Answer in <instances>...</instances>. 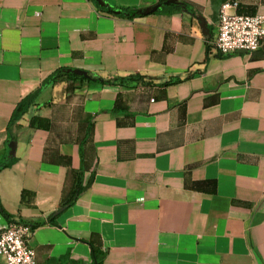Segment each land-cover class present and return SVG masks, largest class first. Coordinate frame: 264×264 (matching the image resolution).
<instances>
[{
    "label": "crops",
    "instance_id": "crops-1",
    "mask_svg": "<svg viewBox=\"0 0 264 264\" xmlns=\"http://www.w3.org/2000/svg\"><path fill=\"white\" fill-rule=\"evenodd\" d=\"M184 1L128 19L90 0H0V162L14 109L57 69L152 80L46 88L12 128L17 160L0 171L11 217L0 210V226L45 222L30 240L37 264H92L90 242L103 264H264V39L252 53L221 55L227 0ZM229 1L239 14H264V0ZM35 115L51 128H28ZM57 156L83 166L86 189L51 224L71 183ZM208 181L214 193L186 188Z\"/></svg>",
    "mask_w": 264,
    "mask_h": 264
},
{
    "label": "trees",
    "instance_id": "trees-1",
    "mask_svg": "<svg viewBox=\"0 0 264 264\" xmlns=\"http://www.w3.org/2000/svg\"><path fill=\"white\" fill-rule=\"evenodd\" d=\"M92 1L96 7L103 12L116 15L118 17H124L128 19H134L138 17H144L146 15H149L147 12V9L152 8L151 7H140V8H116L113 9L109 6H101L98 2V0H90ZM168 0H160V3L162 4L163 8H172L174 10H180L181 8H187V3L182 0L181 3L177 4H169L164 5L165 2ZM115 11H119V14H116ZM158 13V12H157ZM72 69L69 68H59L56 71H54L52 74H50L41 84V86L33 91L31 94L23 98L16 108L13 111V114L11 116V119L8 124V132L9 134V140L8 144L15 140L16 137L11 134V130L13 127L21 125V122L25 119V116L30 113L32 109L38 110L41 105L38 103V98L41 94V92L46 88H54L59 84H68L67 91L73 90V84L75 83H90L95 82L102 85H110V86H129L132 84H151L152 80L148 79L147 77L141 75V74H132L128 76H116L110 79H104L102 77H96L92 75L91 73H88L89 77H83L74 74ZM28 128L32 130H49L51 128V122L48 119L42 118L40 116H31L28 122ZM89 131H87V134ZM86 138L82 139L80 142V150L81 146L85 143ZM10 149L7 147L6 151L4 152L3 158L0 162V171L3 169L9 168L12 165L15 164L17 158L11 157L9 155ZM82 157H83V152ZM54 162L64 165L65 167H68V180L70 179L71 183L66 186L64 189V195L60 204V208L51 214L48 217V222L51 224H55L56 217L73 206L76 201L78 200L79 196L83 193V191L86 189V187L83 186V178H84V168L83 166L79 170H73L71 169V161L68 157L63 156H57L53 160ZM186 188L191 190H197V191H203V192H215V183L208 181V182H198L193 184H186ZM29 192L24 191L22 193V204L26 202L27 196L29 195ZM0 210L4 214L6 218H10L11 216L4 211V209L1 206L0 203ZM20 223H26L25 221H19ZM45 222H37L35 223L32 228L38 227ZM90 246L92 248V254H93V263L92 264H103L104 258L106 253L102 251V249L97 248L93 242H90Z\"/></svg>",
    "mask_w": 264,
    "mask_h": 264
},
{
    "label": "built area",
    "instance_id": "built-area-1",
    "mask_svg": "<svg viewBox=\"0 0 264 264\" xmlns=\"http://www.w3.org/2000/svg\"><path fill=\"white\" fill-rule=\"evenodd\" d=\"M237 1H224L219 11V30L215 47L221 55L259 49L264 39V14L242 15ZM33 228L25 223L8 222L0 226V258L5 264H37L30 246Z\"/></svg>",
    "mask_w": 264,
    "mask_h": 264
},
{
    "label": "water",
    "instance_id": "water-1",
    "mask_svg": "<svg viewBox=\"0 0 264 264\" xmlns=\"http://www.w3.org/2000/svg\"><path fill=\"white\" fill-rule=\"evenodd\" d=\"M99 4L101 6H107V4L102 1V0H98ZM180 3L178 2V0H168L167 2L164 3V5H169V4H177ZM162 7V4L160 2H157L152 8L147 9L148 14H152L157 12L160 8ZM116 14H119V11H115ZM200 22H201V28L204 31V34L207 35L208 34V29L206 27V22L204 20V18H202L201 16H198ZM240 52H245V51H240ZM72 71L74 74L79 75V76H83V77H89L88 73L82 70H70ZM17 141L13 140L8 144V148L10 149L9 155L11 157H16V151H17Z\"/></svg>",
    "mask_w": 264,
    "mask_h": 264
}]
</instances>
